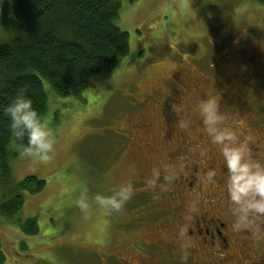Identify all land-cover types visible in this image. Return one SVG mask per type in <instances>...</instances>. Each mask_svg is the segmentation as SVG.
I'll list each match as a JSON object with an SVG mask.
<instances>
[{"label": "rangeland", "instance_id": "rangeland-1", "mask_svg": "<svg viewBox=\"0 0 264 264\" xmlns=\"http://www.w3.org/2000/svg\"><path fill=\"white\" fill-rule=\"evenodd\" d=\"M116 24L129 33L131 49L110 77L68 97L44 82V118L56 133L55 155L47 161L18 156L12 159L11 177H0V205L15 183L30 176L46 182L40 192H22L23 206L13 218L0 217V251L7 264H94V252L125 241L129 235L117 232L156 196L151 189V196H138L137 188L145 186L136 182L161 169L168 160L162 146L173 144L174 128L193 119L205 95L226 92L236 98L239 93L237 101L225 98L220 104L231 109L223 110L228 124L240 133L250 128L249 120L264 128V89H258L264 76V5L257 0H124ZM15 34L0 22V43ZM249 55L259 60L261 73L242 69L239 84L232 79V88L227 81L216 87L232 69L240 72ZM250 92L262 99H251ZM181 108L188 115L180 114ZM146 137L153 138L150 147ZM126 181L133 195L120 212L104 213L92 202L84 217L76 204L83 188L90 196L111 195L114 186ZM32 218L40 231L28 235L22 225Z\"/></svg>", "mask_w": 264, "mask_h": 264}, {"label": "flooded vegetation", "instance_id": "flooded-vegetation-1", "mask_svg": "<svg viewBox=\"0 0 264 264\" xmlns=\"http://www.w3.org/2000/svg\"><path fill=\"white\" fill-rule=\"evenodd\" d=\"M228 68L224 67L226 71ZM242 69L250 75L263 71L259 60L249 55L240 72L232 69L230 75L226 73L221 77L223 82L220 81L216 87L221 88L227 81L232 88L233 80L239 84L238 75ZM258 89H264V76ZM238 94L235 98L221 92L217 98L220 104L226 101L225 98L237 101L240 99ZM212 96H217V93H212ZM249 96L255 101L262 99L252 92ZM221 109L231 110L226 106ZM187 110L181 108L179 113L188 115ZM250 113L244 112L243 116ZM192 118L188 121L189 130L177 124L173 144L162 146V155L168 160L162 162L157 186L153 188L146 184L152 172L145 174L144 180L136 182L145 186L141 190L137 188L138 196H151L150 189L154 191L156 196L152 195V204L135 211L129 225L117 232V235H129L125 241L120 244L114 242L109 249L103 250L106 248L103 247L94 252L97 259L94 264H264V216L250 215L247 227L241 231L234 230L237 217L228 197L226 169L219 147L213 145L202 131L201 118L194 110ZM242 120L246 128L247 121L243 117ZM248 122L251 123H248L250 128L238 133L242 140L252 137L248 145L252 156L264 162V128L257 129L252 120ZM146 138L150 147L153 138ZM165 175H172L174 179L166 181ZM190 208L195 211L190 212ZM182 226L187 227V233L180 238L178 233Z\"/></svg>", "mask_w": 264, "mask_h": 264}, {"label": "trees", "instance_id": "trees-1", "mask_svg": "<svg viewBox=\"0 0 264 264\" xmlns=\"http://www.w3.org/2000/svg\"><path fill=\"white\" fill-rule=\"evenodd\" d=\"M123 1H4L1 26L16 34L10 42L0 43V177L3 180L11 177L12 159L19 156L18 142L12 136L3 109L17 95L24 94L44 117L48 110L45 81L58 95L68 97L80 96L93 82L110 77L131 49L129 33L116 24ZM257 1L264 5V0ZM45 184V180L30 176L8 186L11 196L0 205V217L13 218L23 206L22 192H40ZM22 226L28 235L40 231L35 218ZM1 241L0 237V245ZM0 264H7L1 251Z\"/></svg>", "mask_w": 264, "mask_h": 264}, {"label": "clouds", "instance_id": "clouds-1", "mask_svg": "<svg viewBox=\"0 0 264 264\" xmlns=\"http://www.w3.org/2000/svg\"><path fill=\"white\" fill-rule=\"evenodd\" d=\"M201 118L204 131L211 143L219 147L226 169V188L233 214L237 217L233 224L235 231L248 226L250 215L264 216V162L254 159L249 149L251 136L241 139L236 128L228 124V117L221 109L220 99L209 95L194 108ZM4 116L10 121L13 138L18 142L16 150L20 158L47 161L56 151V133L49 127L48 121L33 106V101L24 94H19L4 109ZM182 128H188L187 121L180 122ZM27 138V143H24ZM182 167V166H181ZM166 172L169 169H165ZM159 169H153L146 179L148 187H156L160 181ZM166 181L174 179L165 175ZM133 195L130 181L113 187L111 195L96 193L89 195L83 188L76 201L81 213L87 218L92 202L99 211L107 214L120 212ZM195 211L194 208L189 209ZM187 227L182 226L178 236H186Z\"/></svg>", "mask_w": 264, "mask_h": 264}]
</instances>
